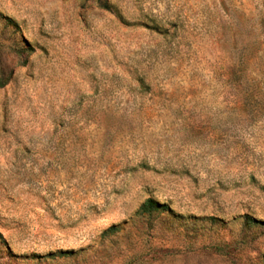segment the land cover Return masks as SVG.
Here are the masks:
<instances>
[{
    "label": "rangeland",
    "instance_id": "rangeland-1",
    "mask_svg": "<svg viewBox=\"0 0 264 264\" xmlns=\"http://www.w3.org/2000/svg\"><path fill=\"white\" fill-rule=\"evenodd\" d=\"M259 222L264 0H0V264H264Z\"/></svg>",
    "mask_w": 264,
    "mask_h": 264
},
{
    "label": "trees",
    "instance_id": "trees-1",
    "mask_svg": "<svg viewBox=\"0 0 264 264\" xmlns=\"http://www.w3.org/2000/svg\"><path fill=\"white\" fill-rule=\"evenodd\" d=\"M167 207L165 205H161L157 203L156 201L149 199L147 200L143 206L140 209V213L143 216H152L155 212H160L161 210H165ZM254 223H257V221H253ZM259 224L264 225L263 222H259ZM110 230L115 231L117 230V227H112Z\"/></svg>",
    "mask_w": 264,
    "mask_h": 264
}]
</instances>
